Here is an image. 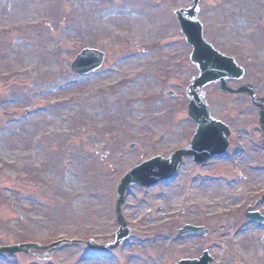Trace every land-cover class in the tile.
<instances>
[{
	"label": "rangeland",
	"instance_id": "obj_1",
	"mask_svg": "<svg viewBox=\"0 0 264 264\" xmlns=\"http://www.w3.org/2000/svg\"><path fill=\"white\" fill-rule=\"evenodd\" d=\"M191 5L0 0V247L60 244L0 264H176L203 252L212 264H264V227L244 216H264L259 110L248 96L219 94L218 83L203 97L231 132L224 156L203 166L185 158L173 180L130 186L121 210L129 239L116 250L64 242L113 243L123 176L188 146L187 89L198 71L174 11ZM198 20L204 40L244 69L228 86L251 85L264 101V0H201ZM84 49L104 61L76 76L70 65ZM187 225L208 234L177 238Z\"/></svg>",
	"mask_w": 264,
	"mask_h": 264
},
{
	"label": "water",
	"instance_id": "obj_2",
	"mask_svg": "<svg viewBox=\"0 0 264 264\" xmlns=\"http://www.w3.org/2000/svg\"><path fill=\"white\" fill-rule=\"evenodd\" d=\"M200 0H194L193 7L188 10L175 12L181 33L185 36L186 42L193 48L190 60L195 65L200 74L193 79L191 87L197 90H191L188 97L190 103L187 109L188 117L197 124V130L189 144V150L176 152L169 160H163L159 157L143 163L131 170L120 182L117 192L116 210L120 224V231L117 234V240L114 245L109 247H96L98 250H112L127 236L128 232L124 229L122 219L119 214L120 206L124 201V193L130 185H139L142 188H148L156 185L160 181L172 178L182 162L184 157H193L197 164H202L208 159L219 157L224 154L228 147L229 132L224 125L210 118L209 109L205 101L199 97L202 89L217 81L221 82L220 91L225 93L232 92L226 88V82L230 79L239 80L243 76V70L238 68L233 59L226 58L215 52L213 48L202 39V27L196 20L197 9ZM104 55L93 50H84L77 56L72 63V72L77 75H87L100 68ZM243 92L250 93L249 87H243ZM260 124L264 133V111L260 114ZM246 217L253 222L262 223L264 218L257 214H246ZM195 233L197 235H206L203 229L186 227L181 234ZM59 244H54L49 249L53 250ZM30 249H43L35 245H19L0 248V255H16L17 253H26ZM211 260L205 254L199 262L183 261L179 264H208Z\"/></svg>",
	"mask_w": 264,
	"mask_h": 264
},
{
	"label": "bare ground",
	"instance_id": "obj_3",
	"mask_svg": "<svg viewBox=\"0 0 264 264\" xmlns=\"http://www.w3.org/2000/svg\"><path fill=\"white\" fill-rule=\"evenodd\" d=\"M130 161H132V159Z\"/></svg>",
	"mask_w": 264,
	"mask_h": 264
}]
</instances>
